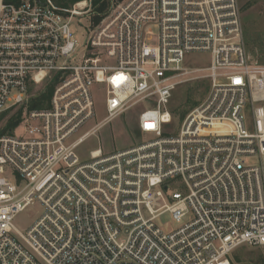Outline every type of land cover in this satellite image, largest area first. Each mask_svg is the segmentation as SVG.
<instances>
[{
	"label": "built area",
	"instance_id": "2783aa9c",
	"mask_svg": "<svg viewBox=\"0 0 264 264\" xmlns=\"http://www.w3.org/2000/svg\"><path fill=\"white\" fill-rule=\"evenodd\" d=\"M41 1L0 0V114L22 110L24 126L0 137V264H231L242 245L264 248V63L238 0H110L98 23L93 0ZM83 17L84 44L72 29ZM205 52L208 66L186 65ZM197 77L206 98L168 132L174 90ZM96 83L107 117L86 129ZM138 102L152 103L140 142L80 154Z\"/></svg>",
	"mask_w": 264,
	"mask_h": 264
},
{
	"label": "rangeland",
	"instance_id": "374dc122",
	"mask_svg": "<svg viewBox=\"0 0 264 264\" xmlns=\"http://www.w3.org/2000/svg\"><path fill=\"white\" fill-rule=\"evenodd\" d=\"M248 1L249 0H238L241 8ZM243 15L248 19L249 34L254 42V51H251L249 48L247 49L254 61L264 62V0H258L257 3L246 9ZM81 23L82 25H80L75 19L72 22V29L79 41L84 44L88 36L85 27L88 28L91 25L90 21L85 17L82 18ZM83 52H85V47L80 49V53ZM189 58L192 61L190 64L186 63L189 67H206L211 60L210 54L206 52L192 54ZM199 74L200 73H196V75ZM47 84L48 80L45 81V85ZM209 89L210 81L205 77L192 78L180 83L174 90L168 105L171 112L173 111V122L166 125V130L171 132L180 120H182L181 113L183 110L189 112L194 107L200 105L206 98ZM92 91L96 115L86 124V129L93 127L97 123H101L107 117L106 92L104 85L96 83L93 85ZM147 107H152V103H135L123 113L104 124L95 136L89 138L80 147V154L86 157L88 151L99 147L103 149L104 153H111L140 142L144 136L141 135L138 129V118L140 113ZM8 111L9 114L0 122V127H2L13 113L18 111V109L14 110V108H11ZM20 124L21 123L19 122L14 129L17 136H22L24 134V126ZM39 212L40 205L37 203L16 217L14 221L15 226L21 231L26 230L36 220ZM160 222L164 226H174L169 214L161 217ZM244 263L264 264V248L242 245L234 250L232 253L231 264Z\"/></svg>",
	"mask_w": 264,
	"mask_h": 264
},
{
	"label": "trees",
	"instance_id": "16d2710c",
	"mask_svg": "<svg viewBox=\"0 0 264 264\" xmlns=\"http://www.w3.org/2000/svg\"><path fill=\"white\" fill-rule=\"evenodd\" d=\"M56 6L60 8H67L71 4L81 1V0H52ZM258 0H249L246 2V4L240 9L241 11V21L243 25V39L246 45V48H249L251 51H254V42L250 37L249 30H248V19L246 16L243 15V13L248 9L250 6L257 3ZM110 5V0H93V7L96 10L97 14L94 16V22L98 23L103 16L106 15L108 12V6ZM105 14V15H104ZM248 53L249 50L247 49ZM250 54V53H249ZM260 62V61H258ZM264 63V62H260ZM53 92V85H51L48 88V91L45 93H42L38 97L34 99V103L32 104V107L34 108H42L45 106V103L50 99ZM173 112V111H172ZM188 112L186 110H183L181 113L182 119L185 117V115ZM9 114V111L3 112L0 114V122L3 121V119ZM22 116V110L15 111L13 115L8 119V121L0 127V137L4 136L6 134L12 133L13 130L17 127L18 123L21 121ZM244 264H251V263H244Z\"/></svg>",
	"mask_w": 264,
	"mask_h": 264
},
{
	"label": "water",
	"instance_id": "95a60500",
	"mask_svg": "<svg viewBox=\"0 0 264 264\" xmlns=\"http://www.w3.org/2000/svg\"><path fill=\"white\" fill-rule=\"evenodd\" d=\"M37 2L41 3L42 1L41 0H36Z\"/></svg>",
	"mask_w": 264,
	"mask_h": 264
}]
</instances>
